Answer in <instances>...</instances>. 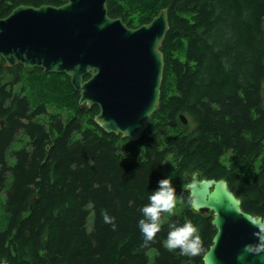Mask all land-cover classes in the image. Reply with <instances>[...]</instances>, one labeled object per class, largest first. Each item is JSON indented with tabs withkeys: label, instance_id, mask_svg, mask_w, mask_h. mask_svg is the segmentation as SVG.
I'll return each instance as SVG.
<instances>
[{
	"label": "trees",
	"instance_id": "obj_1",
	"mask_svg": "<svg viewBox=\"0 0 264 264\" xmlns=\"http://www.w3.org/2000/svg\"><path fill=\"white\" fill-rule=\"evenodd\" d=\"M64 2L0 0V17ZM107 5L134 27L168 8L159 108L140 139L109 133L66 73L5 67L0 56V264H205L217 229L213 211L191 206L194 172L225 178L245 211L264 216V0ZM164 177L182 209L145 244L140 209ZM184 221L198 230L195 256L163 243L168 224Z\"/></svg>",
	"mask_w": 264,
	"mask_h": 264
},
{
	"label": "water",
	"instance_id": "obj_2",
	"mask_svg": "<svg viewBox=\"0 0 264 264\" xmlns=\"http://www.w3.org/2000/svg\"><path fill=\"white\" fill-rule=\"evenodd\" d=\"M107 2L17 5L0 17V56L5 67L66 73L80 92V107L99 106L94 117L99 126L138 140L160 105L168 8L134 27L112 17ZM180 117L188 123L185 114ZM186 188L194 210L214 214L217 230L205 264H264V216L245 211L225 178L194 172ZM1 264L12 263L3 259Z\"/></svg>",
	"mask_w": 264,
	"mask_h": 264
},
{
	"label": "clouds",
	"instance_id": "obj_3",
	"mask_svg": "<svg viewBox=\"0 0 264 264\" xmlns=\"http://www.w3.org/2000/svg\"><path fill=\"white\" fill-rule=\"evenodd\" d=\"M157 185V188L149 193L148 202L140 209L142 216L137 221L145 244L152 241L160 231L162 214H174L177 205L176 190L170 178L159 179ZM102 215L107 223L114 220V217H110L107 211L103 212ZM163 243L167 249H179L186 256H195L201 251L198 230L191 221L169 223L167 236Z\"/></svg>",
	"mask_w": 264,
	"mask_h": 264
},
{
	"label": "rangeland",
	"instance_id": "obj_4",
	"mask_svg": "<svg viewBox=\"0 0 264 264\" xmlns=\"http://www.w3.org/2000/svg\"><path fill=\"white\" fill-rule=\"evenodd\" d=\"M3 193H5L4 191H1V193L0 194H3ZM176 200H177V205H176V209H175V211H174V213L175 212H178V211H180L181 209H182V201H181V197L178 195V194H176ZM172 215V214H171ZM170 214H168V213H164L163 214V216L161 217V223H164L165 221H167L168 220V218L171 216ZM92 220V215L90 216V221ZM155 253V250L154 249H152L151 251H150V254L151 255H153Z\"/></svg>",
	"mask_w": 264,
	"mask_h": 264
}]
</instances>
